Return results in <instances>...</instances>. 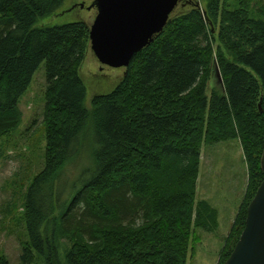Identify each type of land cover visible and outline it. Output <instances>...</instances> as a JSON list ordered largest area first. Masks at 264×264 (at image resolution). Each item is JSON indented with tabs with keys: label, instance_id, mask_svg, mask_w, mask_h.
Segmentation results:
<instances>
[{
	"label": "trees",
	"instance_id": "trees-1",
	"mask_svg": "<svg viewBox=\"0 0 264 264\" xmlns=\"http://www.w3.org/2000/svg\"><path fill=\"white\" fill-rule=\"evenodd\" d=\"M252 1L184 0L190 9L89 108L90 25L37 26L64 0H0V140L46 64L45 165L24 204V264H187L197 230L219 227L217 209L197 201L203 146L239 140L249 180L226 262L264 179V4ZM215 60L225 92L209 94Z\"/></svg>",
	"mask_w": 264,
	"mask_h": 264
},
{
	"label": "rangeland",
	"instance_id": "rangeland-1",
	"mask_svg": "<svg viewBox=\"0 0 264 264\" xmlns=\"http://www.w3.org/2000/svg\"><path fill=\"white\" fill-rule=\"evenodd\" d=\"M93 1L64 0L53 14L41 18L37 26H58L85 21L91 27L97 16V9L90 8ZM199 1L202 7H206V0ZM252 3L254 9L258 10L264 0H253ZM189 9L190 6L180 3L175 12ZM213 67L208 93L213 89L224 93L222 75L221 78L218 76L221 71L217 60ZM124 72L125 68L102 64L90 47L80 70L87 86L86 105L91 108L95 95L111 92L122 79ZM46 86V64L43 63L35 73L28 90L19 100L20 125L0 140V255H5L11 264H24L23 244L29 239L24 204L30 183L45 165ZM248 173V165L239 140L203 146L197 201L209 199L210 203L221 213H226V216H221L223 226L213 233L197 230L199 239L193 243L194 254L189 256L187 264H218L226 240L234 227L233 224L230 231L228 229L226 237L227 222L233 217V209L238 214L245 200ZM217 214L219 226L218 211ZM43 261L37 259L33 264H41Z\"/></svg>",
	"mask_w": 264,
	"mask_h": 264
},
{
	"label": "water",
	"instance_id": "water-1",
	"mask_svg": "<svg viewBox=\"0 0 264 264\" xmlns=\"http://www.w3.org/2000/svg\"><path fill=\"white\" fill-rule=\"evenodd\" d=\"M182 1L94 0L90 8L97 9V16L90 27L91 49L102 64L127 68L163 32ZM247 212L245 228L224 264H264V179Z\"/></svg>",
	"mask_w": 264,
	"mask_h": 264
},
{
	"label": "crops",
	"instance_id": "crops-1",
	"mask_svg": "<svg viewBox=\"0 0 264 264\" xmlns=\"http://www.w3.org/2000/svg\"><path fill=\"white\" fill-rule=\"evenodd\" d=\"M199 178H200V175H199ZM199 181V180H198ZM197 193H198V189H197ZM207 201H209L210 202V200L209 199H207V198H205ZM211 205H213L212 203H210ZM214 206V205H213ZM215 207V206H214ZM216 209H217V211H218V213H219V227H218V229H220L222 226H223V224H222V218H221V216H226V213H221V211L217 208V207H215ZM232 211V210H231ZM233 214L231 215V216H233L231 219H229L228 220V224H227V227H226V231H225V234H226V237L228 236V233H229V231H230V227L234 224V222H235V218H236V214H237V212L235 211L234 212V209H233ZM228 229H229V231H228Z\"/></svg>",
	"mask_w": 264,
	"mask_h": 264
}]
</instances>
